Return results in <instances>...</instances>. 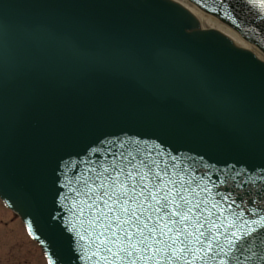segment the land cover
<instances>
[{"label":"water","instance_id":"95a60500","mask_svg":"<svg viewBox=\"0 0 264 264\" xmlns=\"http://www.w3.org/2000/svg\"><path fill=\"white\" fill-rule=\"evenodd\" d=\"M173 1L0 0V194L58 264H89L95 249L88 216L70 232L61 214L73 206L57 202L61 185L51 182L63 171L82 173L72 163L100 140L135 135L212 182L264 169V63L202 31ZM227 3L230 10L220 7L238 22L239 7ZM225 162L244 165L216 172ZM237 192L264 208V183Z\"/></svg>","mask_w":264,"mask_h":264},{"label":"snow or ice","instance_id":"6c2138e0","mask_svg":"<svg viewBox=\"0 0 264 264\" xmlns=\"http://www.w3.org/2000/svg\"><path fill=\"white\" fill-rule=\"evenodd\" d=\"M244 3L264 19V0ZM85 156L72 163L73 170L83 164L82 173L69 177L62 172L57 183L83 198L79 212L88 216L90 247L95 249L87 257L89 264H260L264 259L256 243L264 232V208L237 192L264 183V169L252 176L247 170L234 171L213 183L207 172L175 155L165 160L163 152L138 137L100 140ZM58 167L66 169L67 164ZM61 188L57 202L68 200ZM76 236L84 240L78 232Z\"/></svg>","mask_w":264,"mask_h":264},{"label":"rangeland","instance_id":"374dc122","mask_svg":"<svg viewBox=\"0 0 264 264\" xmlns=\"http://www.w3.org/2000/svg\"><path fill=\"white\" fill-rule=\"evenodd\" d=\"M0 202V264H46L40 247L26 234L17 216Z\"/></svg>","mask_w":264,"mask_h":264},{"label":"bare ground","instance_id":"6f19581e","mask_svg":"<svg viewBox=\"0 0 264 264\" xmlns=\"http://www.w3.org/2000/svg\"><path fill=\"white\" fill-rule=\"evenodd\" d=\"M185 7L192 15L196 17V19L201 24L202 28L211 29L215 28L229 36L233 39V41L240 47L248 48L252 52H259V47L257 44L248 42L244 37L240 36V33L237 32L232 26L228 23L222 21L218 17L205 12L202 8H200L197 4H195L191 0H174ZM262 54V53H261ZM263 55V54H262ZM264 56V55H263Z\"/></svg>","mask_w":264,"mask_h":264}]
</instances>
